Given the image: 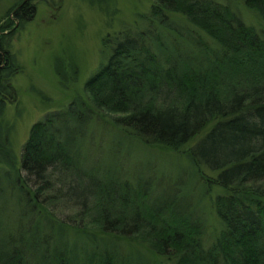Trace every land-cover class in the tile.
I'll list each match as a JSON object with an SVG mask.
<instances>
[{
  "label": "trees",
  "instance_id": "trees-1",
  "mask_svg": "<svg viewBox=\"0 0 264 264\" xmlns=\"http://www.w3.org/2000/svg\"><path fill=\"white\" fill-rule=\"evenodd\" d=\"M241 1L264 24V0ZM29 2L0 23V112L18 96L9 49L35 12ZM138 20L142 28L127 24L102 39L105 60L83 95L31 125L15 181L0 173V194L17 190L36 218L21 229L0 218V264H264V26L258 31L217 0H153ZM93 119L117 139L185 148L205 192L220 188L212 199L217 233L208 236L179 185L162 197L155 171L122 169L127 157L108 158L113 168L102 172L83 167L76 142ZM12 157L7 133L0 135V163L12 168ZM67 231L93 247L65 242ZM118 243L150 255L122 253Z\"/></svg>",
  "mask_w": 264,
  "mask_h": 264
},
{
  "label": "rangeland",
  "instance_id": "rangeland-1",
  "mask_svg": "<svg viewBox=\"0 0 264 264\" xmlns=\"http://www.w3.org/2000/svg\"><path fill=\"white\" fill-rule=\"evenodd\" d=\"M24 1L0 0V23L7 21V14ZM217 1L229 4L243 21L262 31L263 22L241 0ZM152 2L153 0H30L29 4L34 6L35 12L15 32L9 49L16 59L17 72L11 78V85L18 96L7 97L8 101L0 112V135L7 133L15 166L11 168L0 163V173H9L15 181V167L19 166L22 145L31 125L42 119L45 113L68 104L72 97L83 95L84 81L105 60L102 39L127 24L134 25L137 22L139 28H142L144 22L139 21L138 17L149 11ZM174 20L178 23L182 21L180 17H175ZM172 35L181 38L178 33ZM81 134L76 147L78 159L87 170L102 172L106 168H113L112 161L107 160L108 158L127 157L123 163L124 168L120 165L122 169L130 171L128 173L139 169L155 171L156 174L150 173L152 182L157 192L163 191L162 197L176 193V185H179L182 201L196 207L195 213L205 217L208 236L212 237L217 233L220 225L212 207V199L217 193H221L220 188L213 185L209 192H205L204 186L200 185L204 184V180L199 182L196 168L191 164L185 148L174 151L152 145L143 146L138 141H128L122 137L117 139L119 133H114L110 127L97 123L95 119L88 123L87 128L82 129ZM23 176L24 172L21 171L19 178ZM4 184L8 185V181H4ZM14 191L17 190L6 189L0 194V218L8 229H21L33 224L36 218L26 213L25 203ZM57 212L62 218L69 217L68 211ZM53 231L56 233L54 240L60 241L57 236L59 229L55 226ZM63 239L68 243L75 242L78 247H85L86 244L88 248L93 247V242L90 244L88 239L76 238L70 231L63 234ZM102 241L96 242V250L102 247ZM119 248L122 253L136 250L141 255H150L142 246L120 244Z\"/></svg>",
  "mask_w": 264,
  "mask_h": 264
}]
</instances>
